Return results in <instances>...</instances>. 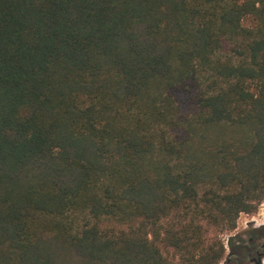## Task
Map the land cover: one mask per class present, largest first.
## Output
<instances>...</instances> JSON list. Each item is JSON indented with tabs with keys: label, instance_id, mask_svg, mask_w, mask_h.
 <instances>
[{
	"label": "trees",
	"instance_id": "16d2710c",
	"mask_svg": "<svg viewBox=\"0 0 264 264\" xmlns=\"http://www.w3.org/2000/svg\"><path fill=\"white\" fill-rule=\"evenodd\" d=\"M263 201L264 0H0V264H244Z\"/></svg>",
	"mask_w": 264,
	"mask_h": 264
},
{
	"label": "rangeland",
	"instance_id": "374dc122",
	"mask_svg": "<svg viewBox=\"0 0 264 264\" xmlns=\"http://www.w3.org/2000/svg\"><path fill=\"white\" fill-rule=\"evenodd\" d=\"M263 224H264V201L259 205L257 211L254 214L252 215L241 214L237 220L235 231L231 234L223 235L222 239L226 242L227 239L234 234L244 232L245 230L258 228ZM226 258L230 260L226 264L233 263L234 256L229 255L228 250L226 251ZM221 264H225V263H221ZM262 264H264V261Z\"/></svg>",
	"mask_w": 264,
	"mask_h": 264
},
{
	"label": "flooded vegetation",
	"instance_id": "af4514ba",
	"mask_svg": "<svg viewBox=\"0 0 264 264\" xmlns=\"http://www.w3.org/2000/svg\"><path fill=\"white\" fill-rule=\"evenodd\" d=\"M263 231L260 236L254 238L252 242L255 245L254 251H251L246 258H244V264H262L264 261V224L260 226ZM230 261L229 259H227ZM234 264H238L237 259L234 258Z\"/></svg>",
	"mask_w": 264,
	"mask_h": 264
}]
</instances>
